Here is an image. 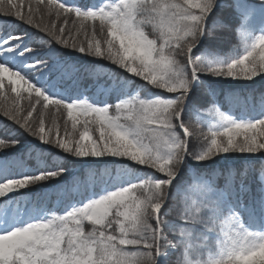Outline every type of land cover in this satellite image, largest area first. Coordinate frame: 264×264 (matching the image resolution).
Here are the masks:
<instances>
[{
  "label": "snow or ice",
  "instance_id": "1",
  "mask_svg": "<svg viewBox=\"0 0 264 264\" xmlns=\"http://www.w3.org/2000/svg\"><path fill=\"white\" fill-rule=\"evenodd\" d=\"M46 8L59 27L38 21L39 7L24 0H0V90L7 77L15 93L0 106L15 129L0 138V264H167L169 250L181 261L193 249L208 251V264H264V89L258 108L238 91L264 80V0H47ZM237 25L243 50L220 55L216 41ZM103 61L118 71L100 82L93 66ZM88 78L95 91L83 95ZM142 87L160 94L133 93ZM198 95L211 99L206 114ZM30 137L35 157L12 160L5 150ZM234 154L259 161L258 179L251 166L220 165ZM77 166L75 186L60 195L81 202L46 207L49 182ZM24 190L35 198L19 200ZM181 193L182 226L170 236Z\"/></svg>",
  "mask_w": 264,
  "mask_h": 264
},
{
  "label": "trees",
  "instance_id": "2",
  "mask_svg": "<svg viewBox=\"0 0 264 264\" xmlns=\"http://www.w3.org/2000/svg\"><path fill=\"white\" fill-rule=\"evenodd\" d=\"M57 1L58 2H64V0H57ZM103 1H108V0H103ZM101 2H102V0H68V3H70V4L75 3L78 5L98 4ZM252 2L255 4L257 2V0H252ZM9 20H11V19H9ZM3 24H4V18L0 17V27H2ZM17 28H19L21 30L27 29L29 32H35L36 31L35 29L31 28L30 26L20 25L18 22H17ZM57 47L59 48L61 46L57 45ZM242 50H243L242 36L240 34V31H239V25L236 26V29L234 31H232L231 33H229L226 36L220 37L216 41V51L222 56H228V55L234 54L237 51H242ZM65 51H67V50H65ZM68 51H71V50H68ZM74 55L80 56L81 54L75 53ZM93 67H95L96 71L100 74L98 77L100 82H103V80L107 79L109 75L116 74L118 71L117 67L115 65H111L110 62H107V61H103L101 63H98V64L94 65ZM119 71L122 72L123 70H119ZM135 79L137 80L138 83H141V84L143 83L142 81H139V79H137V78H135ZM91 83H92V78H88V80L85 84V88L81 90L83 95L93 94L95 89H92L89 87V85ZM262 89H264V81H261L259 85L255 86L253 88L245 87L243 89H238V91H243L246 95L253 97L252 103L254 105H256V107L258 108L259 107V95H260V92ZM136 92H139V94L142 95L143 97H149V96H152L155 94H160V91L154 90L150 87H142V88L134 89L133 93H136ZM110 99H114V97H111ZM193 103L196 107L200 108L201 112H203L205 114L207 112V109L211 107V99L210 98L205 99L204 97H202L200 95H198L197 97L194 98ZM226 109H227V106H225V110ZM187 119L190 122L194 123L196 121V113L195 112L190 113L188 115ZM5 123H6V118H4L3 116H0V130L3 131L4 133L8 134V135H11L15 129L12 127L10 121L7 122V127H5ZM24 146L27 147V150L22 152L21 150L24 148ZM43 147L46 150V154H47V146H43ZM39 150H40L39 142L35 141L33 138L30 137L28 140H26L24 142L23 147H18L13 153H11L9 155L11 156L12 160H18V159H21L22 157H24V154L27 153L28 151H32L33 157H35V153ZM49 163H51V161H49ZM27 164L32 166V167H35L37 164V161L35 158L28 159ZM225 164H227V163L220 164V165H225ZM227 165H228V167H231L234 169H241V167L248 168L251 166V167L257 169L255 175H256L257 179L259 177V173H258L259 161H257V160H251V161L238 160V162H236V163H229ZM207 171H212V170L208 169ZM215 171L225 173L227 171V169L223 168V167H216ZM78 172H79V167H76L75 169H73V174L74 173H77V174L69 177L67 179V181L61 187L51 188V189L46 190L47 195L50 197V199L45 202L46 207H48L51 210L57 211L59 213V212H62L63 210H65L66 208L70 207L71 205L81 202V200L83 198L78 196V195H73L71 197H64V196L60 195V192L62 191V189L65 185H71L73 187L75 186L74 182H75L76 176L79 175ZM146 172L141 171L140 174L142 175ZM187 180H188V178L186 177V183H187ZM218 181H219V183L223 184V182H224L223 175L218 177ZM95 191L100 192L101 191L100 187H97L95 189ZM34 198H35V196L30 197V196L24 195V197H20L18 199L21 201H24V200H32ZM175 206H176V211L173 212L172 216L169 217V219H171L173 225L176 227H174L173 230H171L170 232L167 233L170 236H174L176 234V232H178V226H182V225H180V222H179V219L177 216V212H182L183 207H184V194L183 193L180 194L178 201L175 202ZM88 226L90 227V225H88ZM180 257H181V253L176 251V253L174 255H172L169 264H179V258Z\"/></svg>",
  "mask_w": 264,
  "mask_h": 264
},
{
  "label": "rangeland",
  "instance_id": "3",
  "mask_svg": "<svg viewBox=\"0 0 264 264\" xmlns=\"http://www.w3.org/2000/svg\"><path fill=\"white\" fill-rule=\"evenodd\" d=\"M14 2H16V0H14ZM103 2H108V1H103ZM24 3H25V5H27V4L30 3L34 9L37 8V7H39V12L36 13V19L38 21L41 20V19H43V22L45 24L51 25V24L54 23L57 27L60 26L61 21L60 20H57L54 14L53 15H48L47 8H46L47 0H44V3H41L39 5L37 4V0H24ZM25 11H27V8L25 9ZM8 18L9 19H12L11 17H8ZM26 26H28V25H26ZM137 79H139V78H137ZM261 81H264V80H261L259 77H257L256 80H255V82H242V83L248 85L249 87H247V88H253V87L259 85ZM22 88H26V85H22ZM157 91H160V90H157ZM5 94H7V96ZM27 95H28L27 92H24V91L21 92V97H26ZM167 95H172V94H167ZM33 96H34V93H33ZM12 97H15V93H11L10 92V86L8 85L7 77H5V88L3 90H0V106L5 105V104H8V103H11V98ZM141 97H143V96L141 95ZM21 104L24 105L25 107H27L28 100L27 99H21ZM37 107L39 109V106H37ZM49 112H50L51 115H54V109H52L51 106L49 108ZM51 115H50L49 119H51ZM64 118H66V117H62L61 119H64ZM5 135H8V134H6V133H4L3 131L0 130V138H3ZM17 148L8 149V150H5V151H7L9 154H11ZM25 150H27V147L24 146V148L21 151L23 152ZM0 155H2V154H0ZM244 155H247V154H234V156L237 157V158L236 159H233L232 161H227L226 163H228V164L229 163H236V162H238V160H243L240 157H243ZM143 171L146 172L148 170H143ZM75 174H77V173H74L72 175H75ZM146 174H147V172L144 173V174H142V175H146ZM72 175H68L67 176V179L69 177H71ZM66 181L67 180H63L62 179L59 184H55L53 182H49L50 187L48 189L61 187ZM38 188H39V186H37V189ZM24 192H25V195L26 196H30V197H34L35 196V193L34 192H28L27 190H24ZM17 198H20V197H17ZM87 227H89V226L86 225V228ZM169 253L170 254H169V258H168L167 264L170 263V259H171L172 255H174L176 253V250H169ZM180 259H181V257L179 258V262H180Z\"/></svg>",
  "mask_w": 264,
  "mask_h": 264
},
{
  "label": "clouds",
  "instance_id": "4",
  "mask_svg": "<svg viewBox=\"0 0 264 264\" xmlns=\"http://www.w3.org/2000/svg\"><path fill=\"white\" fill-rule=\"evenodd\" d=\"M199 243L203 244L204 241ZM209 253L204 251L203 254L198 249H193L191 253L185 256L184 259L180 261V264H208Z\"/></svg>",
  "mask_w": 264,
  "mask_h": 264
},
{
  "label": "water",
  "instance_id": "5",
  "mask_svg": "<svg viewBox=\"0 0 264 264\" xmlns=\"http://www.w3.org/2000/svg\"><path fill=\"white\" fill-rule=\"evenodd\" d=\"M224 163H226V162H225V161H221V162H220V164H224ZM227 164H228V163H227Z\"/></svg>",
  "mask_w": 264,
  "mask_h": 264
}]
</instances>
